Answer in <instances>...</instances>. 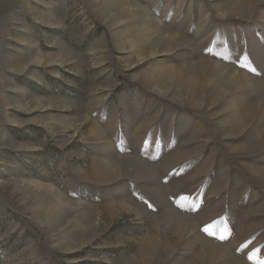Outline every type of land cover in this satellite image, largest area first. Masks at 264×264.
<instances>
[{
  "label": "rangeland",
  "instance_id": "1",
  "mask_svg": "<svg viewBox=\"0 0 264 264\" xmlns=\"http://www.w3.org/2000/svg\"><path fill=\"white\" fill-rule=\"evenodd\" d=\"M0 264H264V0H0Z\"/></svg>",
  "mask_w": 264,
  "mask_h": 264
}]
</instances>
